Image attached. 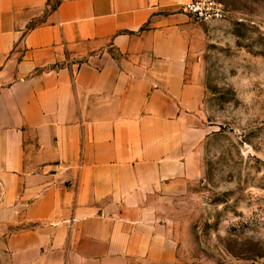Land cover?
Returning a JSON list of instances; mask_svg holds the SVG:
<instances>
[{
  "label": "crops",
  "instance_id": "1",
  "mask_svg": "<svg viewBox=\"0 0 264 264\" xmlns=\"http://www.w3.org/2000/svg\"><path fill=\"white\" fill-rule=\"evenodd\" d=\"M192 0H0V264H174L158 198L210 130Z\"/></svg>",
  "mask_w": 264,
  "mask_h": 264
},
{
  "label": "rangeland",
  "instance_id": "2",
  "mask_svg": "<svg viewBox=\"0 0 264 264\" xmlns=\"http://www.w3.org/2000/svg\"><path fill=\"white\" fill-rule=\"evenodd\" d=\"M194 62L210 130L188 188L158 198L174 264H264V0H218Z\"/></svg>",
  "mask_w": 264,
  "mask_h": 264
},
{
  "label": "built area",
  "instance_id": "3",
  "mask_svg": "<svg viewBox=\"0 0 264 264\" xmlns=\"http://www.w3.org/2000/svg\"><path fill=\"white\" fill-rule=\"evenodd\" d=\"M186 11L201 23L222 21L225 18V8L218 0H192L185 7Z\"/></svg>",
  "mask_w": 264,
  "mask_h": 264
}]
</instances>
